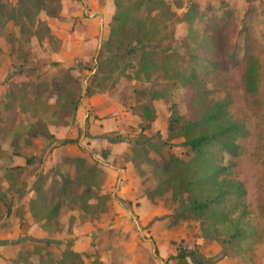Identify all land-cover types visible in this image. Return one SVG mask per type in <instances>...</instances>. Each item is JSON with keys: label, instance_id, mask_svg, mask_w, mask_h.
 I'll return each mask as SVG.
<instances>
[{"label": "rangeland", "instance_id": "374dc122", "mask_svg": "<svg viewBox=\"0 0 264 264\" xmlns=\"http://www.w3.org/2000/svg\"><path fill=\"white\" fill-rule=\"evenodd\" d=\"M1 1L13 6L18 0ZM155 7L158 38L154 43L160 42L154 60L162 63V52L168 49H176L180 65L190 63L191 57H204L207 99L227 101L232 119L243 127L242 135L233 141L237 155L221 153L215 163L226 169L219 179L240 183L244 195L228 196L204 215L189 209L190 197L185 194L169 192L148 200L146 191L155 185L153 166L134 151H145L156 164L185 158L182 124L193 117V87L171 85L162 72L150 82L136 81V68L131 67L135 62L129 59L120 65L131 63L123 76L117 78L115 72L110 80L99 76L97 84H91L94 65L74 66L70 73L66 67H55L44 46L47 42L54 47L52 40H44L41 33L38 44L9 23L0 29V102L7 101L9 90L26 97L15 108L0 106V148H12L20 162L29 164L33 190L39 189L38 198L45 199L46 208L37 210L39 216L59 205L53 219L40 221L32 216L39 224L40 239L36 244L16 245L18 264H264V0H158ZM135 17L145 19V11ZM44 18L48 17L40 13L39 19ZM99 53L96 61L106 57L105 52ZM247 72L252 75L250 85ZM74 79L80 95L88 85L92 91L105 90L118 79L115 87L101 93L110 98L101 104L118 102L126 126L105 139L95 137L76 123V113L73 117L54 104L57 95L76 89ZM135 89L163 91L164 99L151 102L137 96L141 105L147 103L154 111L148 126L132 111L138 107ZM172 113L175 122L170 126ZM57 130L65 133V140L47 138ZM31 131L45 136L32 138ZM65 141L76 143L60 144ZM135 141L141 143L134 145ZM4 157L0 152V159ZM132 158L148 201L138 214L132 203L122 201L109 212L117 177L106 166L122 167ZM92 168L93 177L88 172ZM26 186L23 183V189ZM16 210L21 213L19 207ZM79 220L81 226H91L92 235L89 245H82L88 253L76 259L69 253H74L72 229Z\"/></svg>", "mask_w": 264, "mask_h": 264}, {"label": "trees", "instance_id": "16d2710c", "mask_svg": "<svg viewBox=\"0 0 264 264\" xmlns=\"http://www.w3.org/2000/svg\"><path fill=\"white\" fill-rule=\"evenodd\" d=\"M62 0H18L15 5H5L0 0V29L11 23L13 27H18L23 34H28L29 39H35L38 44L42 42L41 33L44 40H51L50 31L44 21L39 19L40 13H44L48 18H56L60 11V3ZM158 0H113L114 15L109 25V35L102 44L101 51L106 53V57L96 61L91 69L92 81L91 84H97L99 76H105L104 80H110L115 72H118V77L123 76L125 70L130 67L131 63L120 65L126 59L133 60L135 63L131 65L135 69L134 79L140 81L144 79L150 82L152 77L162 72L165 79L169 80L171 85L180 83L181 86H192L194 90L192 98V120L182 124L183 139L182 146L186 149L184 159H170L162 164L154 163L148 159V155L143 150H135V156H141L145 159V163L152 164V174L155 178V185L152 190L146 191L148 200L160 198L166 193L171 192L172 195L185 194L190 197L189 209L192 212L204 215L211 208L218 206L222 200L228 196L240 197L244 195L240 183L219 179L226 171L224 167H220L215 163L216 158L221 153H228L235 157L238 152V147L234 144V140L242 135L243 127L240 122L233 120L230 115L229 103L225 100L210 102L207 97L209 93L205 88V80L208 75L204 64H207L204 57H191V61L187 65H180V55L176 49L164 50L162 63L154 60V53L159 48L157 41L158 31L155 25V19L152 14L156 13V4ZM145 11L146 18L136 20L135 16L140 12ZM132 33V36L129 34ZM28 41L26 42H29ZM102 53H99L102 55ZM165 54V55H164ZM55 67L63 68L60 65ZM134 66V67H133ZM70 72L73 69L67 70ZM90 70L88 72H91ZM118 80V79H117ZM115 79L111 85L105 90L90 89V85L84 88L83 95L78 92L80 90L78 81L73 80L76 85L74 91H69L63 96H56L54 104L60 105L66 114L67 112L73 117L77 111L80 101L83 97H90L94 94L104 93L113 87L117 82ZM246 83H252V75L247 72ZM7 101L0 102V106L6 109L15 108L17 101L25 100L20 98L13 91H7ZM133 94L141 98L147 97V102L164 99L163 91L133 90ZM39 99V98H38ZM37 100V98H36ZM63 100V102H62ZM32 104L38 101H31ZM31 104V105H32ZM137 110L132 107V111L144 122L147 126L154 120V111L147 103H139L137 98ZM19 109V106H16ZM16 110V109H15ZM26 124V119H24ZM175 122V113L171 114L170 126ZM30 124L28 125V128ZM30 136L37 138L45 136V134H37L33 131ZM47 138L53 140V137L46 135ZM76 141H65L61 145L75 144ZM141 143L135 141L134 145ZM132 164L135 160L132 158ZM77 163L85 165L83 159H77ZM136 166H138L136 164ZM88 172L95 175V169ZM90 192V189L85 191ZM40 190L35 189L36 200L31 201L30 209L33 211L32 216L40 221L53 219V214L58 210L59 205L46 215H38L37 210L46 208L45 199L38 198ZM122 203V202H119ZM70 256L80 259L79 255L72 252ZM189 256V255H188ZM63 262V261H62ZM80 262V261H79ZM63 264V263H61Z\"/></svg>", "mask_w": 264, "mask_h": 264}, {"label": "crops", "instance_id": "0c3cea01", "mask_svg": "<svg viewBox=\"0 0 264 264\" xmlns=\"http://www.w3.org/2000/svg\"><path fill=\"white\" fill-rule=\"evenodd\" d=\"M114 12L113 0H63L56 18L43 19L54 44L52 48L47 42L44 45L46 57L53 65L68 69L95 65L100 48L108 38ZM108 98L107 94L85 98L75 112L76 123L89 128L93 136L104 139L108 133L126 126L125 112L118 102L109 101L110 104L102 106L101 103ZM64 134L61 130L50 133L58 141L65 140ZM0 152L5 156L0 159V264H18L14 257L19 250L16 245L36 244L40 239L37 237L39 224L34 222L30 211L31 201L36 200L34 177L29 174V164L20 162L12 148L3 147ZM106 167L112 176L117 177V188L108 204L109 212L122 201L132 203L135 214H138L148 200L142 193L141 180L133 164L129 161L122 167ZM23 183L27 184L24 189ZM90 228L89 224L81 226L80 220L74 223L71 237L72 245H75L72 246L74 254L88 253L82 245H89ZM25 235L28 238L21 240Z\"/></svg>", "mask_w": 264, "mask_h": 264}]
</instances>
